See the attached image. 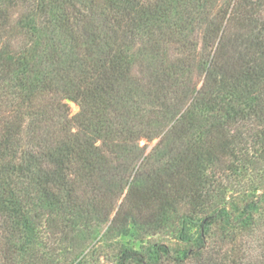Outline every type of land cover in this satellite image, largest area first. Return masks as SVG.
<instances>
[{
    "label": "trees",
    "instance_id": "trees-1",
    "mask_svg": "<svg viewBox=\"0 0 264 264\" xmlns=\"http://www.w3.org/2000/svg\"><path fill=\"white\" fill-rule=\"evenodd\" d=\"M0 264H264V0H0Z\"/></svg>",
    "mask_w": 264,
    "mask_h": 264
},
{
    "label": "rangeland",
    "instance_id": "rangeland-1",
    "mask_svg": "<svg viewBox=\"0 0 264 264\" xmlns=\"http://www.w3.org/2000/svg\"><path fill=\"white\" fill-rule=\"evenodd\" d=\"M66 103L68 104L69 110H70V116H76L79 112H80V106L73 102V101H66ZM158 142V140H155L153 142H147L146 140H142L140 142L141 146H146L147 147V152H149Z\"/></svg>",
    "mask_w": 264,
    "mask_h": 264
}]
</instances>
